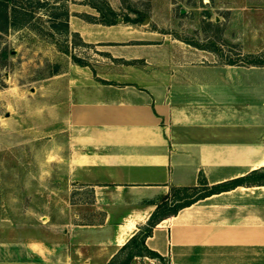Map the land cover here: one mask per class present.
Here are the masks:
<instances>
[{"label": "crops", "instance_id": "1", "mask_svg": "<svg viewBox=\"0 0 264 264\" xmlns=\"http://www.w3.org/2000/svg\"><path fill=\"white\" fill-rule=\"evenodd\" d=\"M75 7L69 27L84 42L125 44L109 51L111 73L71 64L64 220L54 206L31 224L1 217L0 264H162L146 255L128 262L124 247L172 187L264 170V65L217 62L168 37L131 44V26L89 22L73 12L98 11ZM145 245L170 264H264V184L197 200L160 222Z\"/></svg>", "mask_w": 264, "mask_h": 264}, {"label": "rangeland", "instance_id": "2", "mask_svg": "<svg viewBox=\"0 0 264 264\" xmlns=\"http://www.w3.org/2000/svg\"><path fill=\"white\" fill-rule=\"evenodd\" d=\"M101 1L9 3L13 24L0 29V218L30 223L35 213L54 206L52 216L64 220L71 190L65 180L64 79L76 64L73 57L92 70L97 63L107 69L113 65L109 51L125 44L84 42L70 30L71 6ZM106 1L137 21L121 23L136 33L131 44H161L168 37L207 50L217 62L248 66L254 56L264 59V0ZM91 196L85 189V202Z\"/></svg>", "mask_w": 264, "mask_h": 264}, {"label": "trees", "instance_id": "3", "mask_svg": "<svg viewBox=\"0 0 264 264\" xmlns=\"http://www.w3.org/2000/svg\"><path fill=\"white\" fill-rule=\"evenodd\" d=\"M11 0H0V29H4L5 26L13 24L9 14V3ZM90 6L95 8L99 16L87 15L86 20L93 23H100L103 25H116L119 23L135 24L136 20L132 19L128 15L122 17L121 14L116 11L110 3L106 0H102L100 3H90ZM75 63L82 66H89L88 63L82 59L73 57ZM232 65H241L234 62H229ZM264 59L260 56H254L248 66H263ZM96 76V72L93 69ZM100 82L109 84L110 82L98 79ZM245 184H264V170L254 171L251 174L219 183L216 185H209L207 179L203 174L200 175L199 185L194 187H172L170 193L161 198L157 204L156 209L149 217L147 224L142 226L140 231L132 237V239L125 245L124 249H129L127 261L130 262L135 256H149L156 259L157 262L162 264H170V260L156 251L149 249L145 245V239L150 236L153 229L163 220L176 215L179 210L189 206L199 199L205 198L211 194L230 190L239 185Z\"/></svg>", "mask_w": 264, "mask_h": 264}, {"label": "water", "instance_id": "4", "mask_svg": "<svg viewBox=\"0 0 264 264\" xmlns=\"http://www.w3.org/2000/svg\"><path fill=\"white\" fill-rule=\"evenodd\" d=\"M149 21H150V19L149 18H146L145 21H144V23H148Z\"/></svg>", "mask_w": 264, "mask_h": 264}]
</instances>
